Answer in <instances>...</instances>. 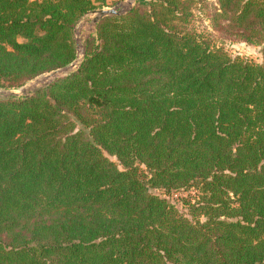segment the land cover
<instances>
[{"label": "trees", "instance_id": "trees-1", "mask_svg": "<svg viewBox=\"0 0 264 264\" xmlns=\"http://www.w3.org/2000/svg\"><path fill=\"white\" fill-rule=\"evenodd\" d=\"M214 3L262 62L193 26L208 0H148L101 19L76 71L0 98V264H264V0ZM107 4L0 0V88L71 64Z\"/></svg>", "mask_w": 264, "mask_h": 264}, {"label": "rangeland", "instance_id": "rangeland-1", "mask_svg": "<svg viewBox=\"0 0 264 264\" xmlns=\"http://www.w3.org/2000/svg\"><path fill=\"white\" fill-rule=\"evenodd\" d=\"M126 0H108L107 6H104L105 8H113L115 6L118 7L119 11H128L130 9V6H124L123 2ZM148 0H136L134 3L135 7L139 2H147ZM215 0H208V7L205 10L202 9H196L195 10V21H194V27L203 35L210 39L213 43L216 45H221L224 49H226L229 53H231L233 56H239L246 59H251L256 62H262L263 55H262V48L261 46L248 44L246 42H240V41H230L224 37V34L221 32H217L214 30V28L211 25V21L208 18L207 12L210 11L214 5ZM103 7V8H104ZM92 15H84L79 23L77 24V30L75 31V37L76 34L79 37L82 46L84 47L85 39L92 33H95V26L92 24ZM78 50V49H77ZM80 51V50H79ZM78 53V51H77ZM34 79L26 83L25 85H29L31 82H33ZM23 85V86H25ZM22 86V87H23ZM21 88V87H20ZM6 88H0V90H4ZM19 89V88H18ZM111 159L115 160L114 157H110ZM189 195H195L194 192H191V194H183L181 196L180 193H174L172 195H169V198L178 204L180 208H183L184 205V199L188 200ZM182 198V199H181ZM181 199V200H180Z\"/></svg>", "mask_w": 264, "mask_h": 264}, {"label": "water", "instance_id": "water-1", "mask_svg": "<svg viewBox=\"0 0 264 264\" xmlns=\"http://www.w3.org/2000/svg\"><path fill=\"white\" fill-rule=\"evenodd\" d=\"M135 2H136V0H126L123 2V5L124 6H130L129 10H131L133 8ZM128 11H125V12L119 11L117 6H115L113 8H105L104 7V8L90 10L87 13V15H92V19H91L92 24L95 26V29H96V25L104 17L109 16V15H123V14H126ZM76 30H77V28H75V31ZM77 35L78 34H76V44H77L78 53H77L76 59L71 64L60 67V68L55 69V70H52L48 73H44V74L34 78V81L31 82L29 85H25L19 89L0 90V98L23 97V96L28 97L31 94H33L34 92L46 87L50 83L56 81L57 79H60L64 76H67L70 73L79 69V67H80V65H81V63H82V61L86 55V48H85V44H84V47L82 46L81 41Z\"/></svg>", "mask_w": 264, "mask_h": 264}]
</instances>
